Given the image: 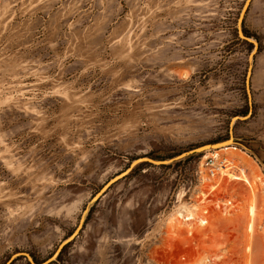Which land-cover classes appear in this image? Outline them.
<instances>
[{"label": "rangeland", "instance_id": "374dc122", "mask_svg": "<svg viewBox=\"0 0 264 264\" xmlns=\"http://www.w3.org/2000/svg\"><path fill=\"white\" fill-rule=\"evenodd\" d=\"M32 262L264 264V0H0V264Z\"/></svg>", "mask_w": 264, "mask_h": 264}, {"label": "bare ground", "instance_id": "6f19581e", "mask_svg": "<svg viewBox=\"0 0 264 264\" xmlns=\"http://www.w3.org/2000/svg\"><path fill=\"white\" fill-rule=\"evenodd\" d=\"M221 148H222V150H221L222 152L230 150V148L227 147V145L221 146ZM221 151H217V152L212 153L209 156H205L206 159H209L210 157L213 159L212 163H214V164L212 165V167H214V169L210 170L211 175L208 177H205L204 181L210 182L217 175L219 176L220 180L223 179V177L227 176L231 181H241V182H244L245 184L249 185V187L251 188V194H253L252 195V197H253L255 191L258 189L257 180H251L249 178L247 172H246V169L243 167H239L237 161H231L230 160V161H226V162H222L221 164L220 163L218 164ZM243 160L244 159H242V161ZM222 164H225V166L223 167ZM234 169L237 171L235 172ZM213 188H215V186H212V189ZM200 194L203 198L208 197L207 194H205V193H200ZM253 199L254 198H252V202L250 203V205L248 207L247 231L249 233H252L254 231V218L256 215V210H255ZM230 204L231 203L229 202L228 204H225L224 206H227ZM195 211H196L195 207H192L191 209L190 208H188V209L187 208H180L177 211L178 219L181 218L182 222L184 221L185 223L190 222L194 218V212ZM198 221L200 223V226H205L207 224V222L203 218L199 217ZM248 250H249V248H248Z\"/></svg>", "mask_w": 264, "mask_h": 264}, {"label": "water", "instance_id": "95a60500", "mask_svg": "<svg viewBox=\"0 0 264 264\" xmlns=\"http://www.w3.org/2000/svg\"><path fill=\"white\" fill-rule=\"evenodd\" d=\"M240 36L242 38H244L245 40L250 41V39L247 38V37H245L242 33L240 34ZM240 119H241L240 117H236L235 118V120H240ZM232 144H234V139H233V136L231 134L230 137H229V139H227V140H225L223 142L202 146V147H200L198 149H195L193 151H190V152H188V153L180 156L179 158L186 157L188 155H192V154H195V153H202V152H205L207 150H212L213 148H221V146H225V145H227V147H228V146H230ZM142 162H152V163H155V164H159L160 163V162H157V161H153L151 159H148V158H140V159H137L135 161V164L142 163Z\"/></svg>", "mask_w": 264, "mask_h": 264}, {"label": "trees", "instance_id": "16d2710c", "mask_svg": "<svg viewBox=\"0 0 264 264\" xmlns=\"http://www.w3.org/2000/svg\"><path fill=\"white\" fill-rule=\"evenodd\" d=\"M189 159H191V158H189ZM189 159H188V160H189ZM140 167H141V165H139V166L136 168V170H138Z\"/></svg>", "mask_w": 264, "mask_h": 264}]
</instances>
